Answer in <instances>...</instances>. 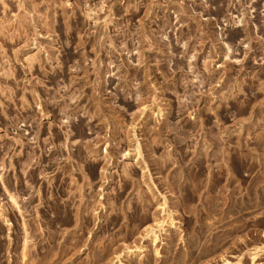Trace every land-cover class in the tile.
<instances>
[{"label": "rangeland", "instance_id": "1", "mask_svg": "<svg viewBox=\"0 0 264 264\" xmlns=\"http://www.w3.org/2000/svg\"><path fill=\"white\" fill-rule=\"evenodd\" d=\"M0 264H264V0H0Z\"/></svg>", "mask_w": 264, "mask_h": 264}]
</instances>
